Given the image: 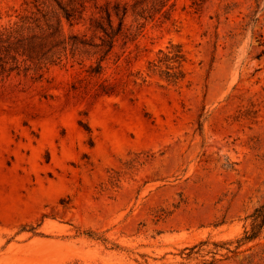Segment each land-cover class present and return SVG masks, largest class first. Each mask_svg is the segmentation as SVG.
<instances>
[{
  "label": "rangeland",
  "instance_id": "1",
  "mask_svg": "<svg viewBox=\"0 0 264 264\" xmlns=\"http://www.w3.org/2000/svg\"><path fill=\"white\" fill-rule=\"evenodd\" d=\"M38 8L65 50L0 76V264H264V0H0V30Z\"/></svg>",
  "mask_w": 264,
  "mask_h": 264
},
{
  "label": "trees",
  "instance_id": "2",
  "mask_svg": "<svg viewBox=\"0 0 264 264\" xmlns=\"http://www.w3.org/2000/svg\"><path fill=\"white\" fill-rule=\"evenodd\" d=\"M58 2L59 5H61V2ZM193 3L196 7H199L202 4V0H193ZM62 5L61 7L64 10V14L69 21L77 17L78 9L76 6L71 3L69 6ZM112 9L108 6L105 10V17L92 19L91 25L95 31L104 34L102 44L94 45V47L98 48L95 53L101 55L98 64L92 67L91 70V72L95 74L103 72V62L112 52L117 37L121 35L124 30L127 8L121 9L119 5H116ZM38 11L42 18L26 17L22 24L0 30V76H9L12 72L20 70L25 63H30L26 69L33 68L36 73L42 76V71L47 68L48 65L60 60L62 49L65 50V47H59L64 44L65 41H57L55 44L49 43V37L46 33L48 30L54 29V26L47 12L43 13V10L40 8H38ZM113 15L119 18L117 26L114 24ZM61 32V25L59 23L53 33V37L61 36ZM50 44L53 45L49 47ZM72 45L74 49H77L80 45H87V42L76 39ZM166 57L168 61L177 62L179 64L176 67V69H179L178 71L167 72L168 79L177 82L184 77V73L181 70V63L185 60L184 54H182L181 50H175L173 56L166 55ZM168 68L175 69V67ZM103 85L102 87H104ZM103 89L107 91V88ZM249 217L252 218V228L250 231H246V236L244 237L245 241L254 240L261 235L264 229V203L257 207Z\"/></svg>",
  "mask_w": 264,
  "mask_h": 264
}]
</instances>
